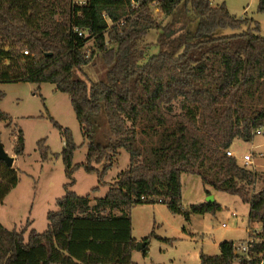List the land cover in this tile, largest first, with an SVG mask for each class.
<instances>
[{"label": "trees", "instance_id": "1", "mask_svg": "<svg viewBox=\"0 0 264 264\" xmlns=\"http://www.w3.org/2000/svg\"><path fill=\"white\" fill-rule=\"evenodd\" d=\"M153 9L173 20L163 26ZM259 11L264 13V0ZM248 23L211 0H87L84 6L73 0H0V84H53L69 96L88 141L85 162L74 164L79 147L73 134L51 118L64 140L66 194L48 212L44 233L33 229L25 239V231L0 223V264H136L135 206L166 204L187 220L221 209L214 202L184 210L183 174L200 177L207 195L210 188L239 197L249 205V223L263 226L251 235V260L237 263L235 243L225 241L219 255L202 254L200 264H264V175L227 155L234 142H252L264 130V36L258 23L221 34ZM154 30L162 32L151 55L145 40ZM98 62L107 70L105 79H86V69ZM0 121L12 128V118L1 110ZM38 150L46 161V140ZM121 150L129 154V166L105 197L92 205L90 195L71 190L80 168L98 173L103 184ZM13 151L24 155L21 130ZM101 164L99 171L95 165ZM18 182V172L0 161V205ZM259 182L262 188L255 191Z\"/></svg>", "mask_w": 264, "mask_h": 264}, {"label": "rangeland", "instance_id": "2", "mask_svg": "<svg viewBox=\"0 0 264 264\" xmlns=\"http://www.w3.org/2000/svg\"><path fill=\"white\" fill-rule=\"evenodd\" d=\"M214 7L225 5L229 12L238 19L249 20L248 25L240 30L225 29L222 35H232L254 28L258 23L260 33L264 36V13L259 11L260 0H211ZM153 16L158 23L167 25L173 19L166 18L153 9ZM253 20V21H251ZM162 31L154 30L146 38L152 46L150 54L158 52L156 40ZM170 36V35H169ZM93 40L87 43L90 53ZM86 79L97 82L105 79L106 68L99 62L86 69ZM4 98L0 101V110L8 114L13 121L12 128L0 121V137L6 153L14 154L16 134L21 130L25 139L23 156L16 159L12 167L18 172L17 187L0 205V223L8 230L25 231V239L34 229L38 233L48 230L47 215L57 210L56 201L65 196L64 185L69 182L62 158L64 140L52 119L73 134L75 144L79 147L73 157L74 164L84 163L87 155V143L76 119L70 98L67 94L56 91L50 83L42 85L32 83L0 84ZM52 118V119H51ZM261 133V134H260ZM255 136L252 142L238 140L231 150L237 162L243 166L245 154L254 155V165L248 170H255L264 175V130ZM46 140L48 159L43 161L38 150V142ZM104 164L95 165L103 170ZM129 166V154L121 150L117 161L100 184L98 173H87L78 169L74 176L75 185L71 188L77 195H90L92 203L103 198L119 173ZM181 207L188 211L192 205L207 204L209 196L200 177L183 174ZM257 184L255 191L262 188ZM95 188H98L94 190ZM208 190L210 188H207ZM214 202L221 209L215 213L191 214L189 220L182 214L173 213L166 204L137 205L131 210L133 238L144 242L149 237L148 252L134 250L132 260L136 264H200L202 254L217 256L220 244L225 241L236 245L248 237L249 205L239 197L222 192H215ZM226 227H223V225Z\"/></svg>", "mask_w": 264, "mask_h": 264}, {"label": "built area", "instance_id": "3", "mask_svg": "<svg viewBox=\"0 0 264 264\" xmlns=\"http://www.w3.org/2000/svg\"><path fill=\"white\" fill-rule=\"evenodd\" d=\"M73 2L76 5L84 6V5H86L87 0H73ZM77 32H78L79 36L85 35V33L82 30H77ZM23 54H24V56L30 55L29 51H27V50H24ZM260 132H261V129L257 130L256 133L259 134ZM227 155L229 157L236 158L235 154L233 153V151L231 149L227 151ZM242 163H243L244 168H248V166L254 165V155L252 153L245 154L242 158ZM223 227H226V225L224 224ZM254 242L255 241L253 238H249L245 241L240 242L237 245L235 244V254L237 256V263L241 262L242 259H245V260H251L252 259L251 251L254 248Z\"/></svg>", "mask_w": 264, "mask_h": 264}, {"label": "water", "instance_id": "4", "mask_svg": "<svg viewBox=\"0 0 264 264\" xmlns=\"http://www.w3.org/2000/svg\"><path fill=\"white\" fill-rule=\"evenodd\" d=\"M0 161L5 162L10 168H12L14 165V158L6 153L4 146L2 144H0ZM208 200H209L208 203H214L213 196L210 195ZM145 246H146V242H139L137 243L136 250L142 251Z\"/></svg>", "mask_w": 264, "mask_h": 264}, {"label": "crops", "instance_id": "5", "mask_svg": "<svg viewBox=\"0 0 264 264\" xmlns=\"http://www.w3.org/2000/svg\"><path fill=\"white\" fill-rule=\"evenodd\" d=\"M56 89V88H55ZM234 144H235V142H234ZM234 144L232 145V147L234 146ZM231 147V148H232ZM234 153V152H233ZM8 154V153H7ZM9 155V154H8ZM10 156V155H9ZM15 156V155H14ZM13 156V154H11V157H13L14 158V164H15V157ZM14 166V165H13ZM255 171V170H254ZM210 190V192H211V196H213V197H215V191H213V190H211V189H209ZM210 195H208V196H210ZM215 199V198H214ZM92 205H94V203H92ZM248 218H249V214H248ZM263 231V226L262 225H258V224H256V225H251L250 223H249V228H248V237H247V239H249V238H251V235L253 234V232H255V233H261ZM247 239H245V240H247ZM245 240H242V241H245ZM241 241V242H242Z\"/></svg>", "mask_w": 264, "mask_h": 264}]
</instances>
